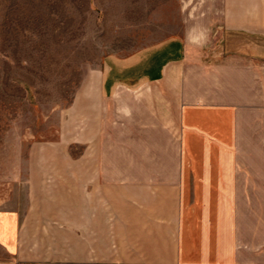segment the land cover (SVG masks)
Returning a JSON list of instances; mask_svg holds the SVG:
<instances>
[{"label": "crops", "instance_id": "crops-1", "mask_svg": "<svg viewBox=\"0 0 264 264\" xmlns=\"http://www.w3.org/2000/svg\"><path fill=\"white\" fill-rule=\"evenodd\" d=\"M203 16L106 57L96 160L31 162L0 264H264V0Z\"/></svg>", "mask_w": 264, "mask_h": 264}, {"label": "rangeland", "instance_id": "rangeland-1", "mask_svg": "<svg viewBox=\"0 0 264 264\" xmlns=\"http://www.w3.org/2000/svg\"><path fill=\"white\" fill-rule=\"evenodd\" d=\"M207 1L0 0V207H26L34 160H96L106 57L185 36Z\"/></svg>", "mask_w": 264, "mask_h": 264}]
</instances>
